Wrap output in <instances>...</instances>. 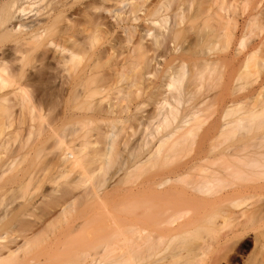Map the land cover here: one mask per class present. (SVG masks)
I'll use <instances>...</instances> for the list:
<instances>
[{
    "label": "bare ground",
    "instance_id": "6f19581e",
    "mask_svg": "<svg viewBox=\"0 0 264 264\" xmlns=\"http://www.w3.org/2000/svg\"><path fill=\"white\" fill-rule=\"evenodd\" d=\"M147 1L53 0L54 16L50 23L32 22L29 25H21V30L20 26H12L10 28L11 33L0 36V43L3 40L12 38L15 43L12 50L17 54L23 52L24 46L30 47L32 50L44 47L49 43L55 65V78L59 87L58 105L59 114L61 115L55 129L66 125L67 129L64 130L68 136L70 135L74 140H80L78 148L74 150V148L68 149V147L61 153L60 161L58 159L59 162L56 165H59V170H62L61 175L64 176V174L70 172L67 167L71 170L69 167L70 162L83 159L85 164L82 165L78 178L66 182L67 185L65 184V187L58 189L59 192L58 190L55 191L56 194L50 190L49 192L53 196L48 200L41 198L42 200L38 204L43 216L49 218L52 216L51 214H54V209H58L59 213H57L64 219V216L68 215V209L72 210L78 201H84V204L96 202L102 208V210L100 209L102 213L98 214L97 212H101L100 210H95L96 213L93 208L91 210L96 215L93 216L91 212L93 219L95 217L96 222L94 220L92 222L97 227V233L95 232V235L91 237L95 241L90 238L93 243L88 249L90 252L87 250L88 236H86L87 239L84 238L86 240L84 244L87 246L86 253L79 254L80 252L75 250L79 253L74 251V256L71 257H78V260L71 258L70 255L67 257L68 259L65 256L60 260L66 259L69 261L73 259L75 261H71L75 264L78 263L81 257L82 264H133L132 253L141 247L143 237L147 232L144 229L132 226L126 219L129 214H125L127 216L124 220L127 225H130L125 232L130 233L131 237H127L126 233L120 230L116 232L115 236H111L107 233V230L110 227L119 228L120 225L121 218L116 213L127 211L133 206L152 207L153 204L150 202L152 197L159 198L171 191V189L161 190L166 184L177 181L182 176H192V173H194L193 176L197 177V180L189 185L195 191L192 192L196 194L195 196L188 194L183 196V199L185 198L188 202L201 201L208 204L211 209L210 216L214 230L220 231L228 224L231 227H238L239 230L241 229V233H244L245 230L242 227L248 222L253 225L264 224V60L259 59L258 56L259 47L264 45V36L258 40L257 44L249 46L243 60L233 63L226 76L215 80L209 97L210 122L207 127L202 129L192 157L182 163L176 170L168 172L164 177L151 178L140 187L102 189L106 184L104 178L92 186L86 185L90 176L94 174L104 176L108 173L111 169V162L117 155L119 137L122 134H128V132H124L126 119H110L109 116L116 114L117 108L120 107V101L126 100L131 94L140 91L142 88L148 87L150 78L157 72L159 66L157 61L159 55L148 54L150 49L161 47L163 50L162 55L168 52L175 54L173 59L181 62V54H176L178 51L175 44L176 35L170 28L166 27V29L164 26H160L166 23L164 22L165 19H161V22L158 21L160 27H157L155 34H148V29L144 31L146 36L150 37L149 35H151L150 40L145 39V35H135L136 30L134 32L132 21L134 22L139 18V15H143L148 10L145 6ZM154 1H151L150 4H155ZM163 1L165 2V0ZM163 1L161 0L156 8L152 7L153 4L150 6L149 13L152 17L156 16L161 8H163V11L167 8L165 5H169V2L167 1L168 3L165 4ZM75 5H77V8L74 9ZM255 7L258 8V11L253 14L256 9L252 8L254 10L247 14V18L261 13V8L259 9L258 5ZM200 14L197 11L196 16ZM106 18H108V21ZM151 20L153 19L151 18ZM49 28L53 30L50 39L47 37ZM118 29L120 31H117ZM246 35L247 33L244 32L243 39L238 43V46L242 45ZM135 42H138V44H135ZM236 51L239 53L238 48H236ZM7 57L3 51L0 53V135L5 128L11 126L10 122L12 116H14L13 106L7 104L9 98L17 99L26 96L30 92V85L25 78L26 70L21 58L18 60V66L13 67L7 64L5 60ZM138 66H140L139 70H137ZM207 66L208 63L204 70H200L193 77L194 79L188 82L187 91L190 94L196 93L201 87ZM193 80H198V82H193ZM180 82V78L173 76L163 80L157 86L156 91H154V96H156L154 104L156 105L155 109L159 122L154 130L149 131L145 136L147 140H145L143 146H148V148L139 160L133 158V152L130 151L127 158L117 163L115 172L129 173L136 166L148 161L159 146L173 137L176 138L171 141L168 149L172 150L178 145V141L182 136H176V134L190 122L189 119L186 117L179 119V123L174 130L166 134H162L161 130L163 127L169 126L168 123L177 117L176 110L170 107L168 103L167 95L170 94V97L177 102V96L175 95H179ZM173 91L176 94H171ZM81 101L85 103L80 104ZM206 101L207 96L196 102L191 109H198ZM39 109L40 106L35 108L30 104L29 111L31 113ZM85 109L90 110L91 114L89 116L82 115ZM120 109L124 112L127 111V105L120 107ZM38 112L40 113V110ZM191 114L192 118H195L197 112L192 111ZM77 116L81 117L82 121L74 122ZM101 116L106 118L103 120L105 123L103 132H100V127L94 122V120L100 119ZM91 123H94L92 130L95 131V135L102 140L100 142L101 148L95 145L97 139H95V142H90L87 140L85 133L79 135V131ZM198 128H201V124ZM154 138H157V142L150 147L151 142L149 140ZM5 165L7 163L0 160V168ZM192 192L190 193L192 194ZM47 193L46 195L49 194ZM251 198L255 199L254 203L256 205L252 210H248L243 205ZM38 204L35 206L38 207ZM21 206V204L20 207L17 206L20 208L18 211L15 210L17 209L15 207V211L10 209L12 212L9 209L7 210V207L0 209V264L25 263L24 259L22 260L23 256L20 258L16 255L20 254L16 250L20 251L22 247L24 252L29 246L31 249L33 245L31 243L35 240L32 239L33 236L35 237L40 233L36 231V228L39 227L37 220L39 219L42 222L45 217L41 218L42 221L39 218L40 215H34L31 219L30 215L33 216L34 208L29 207L32 212L30 213L29 210L27 212L24 210L25 205L22 207L23 209ZM90 206L91 204L87 208ZM48 209L52 210L47 211ZM179 215L178 217L182 216ZM88 216L86 214L84 217ZM97 216L100 219H97ZM81 217L84 219L83 216ZM82 221L84 222L76 223L77 225L74 223L76 226L73 227V230L71 224V228L69 227L71 235L76 231L80 232L83 229L85 231V229L92 227V222H90V227L89 223L85 226L87 220ZM73 222L75 221L73 220ZM48 224L45 223L46 226ZM45 225L42 226L44 229L46 228ZM42 227L41 230L39 229L40 231H43ZM83 231V234L86 233L87 235L89 233V230H87L88 232ZM232 235L237 236V232L232 233ZM95 236L97 239H95ZM81 238L79 240H83ZM76 239L78 240V238ZM56 241L58 240L56 239ZM19 242H22L21 247L14 248L13 246H20ZM82 243H79V245ZM74 245L78 246L76 242ZM71 246L73 247V245ZM77 249L79 248L77 247ZM203 255L202 247H197L194 260L183 263L203 264L201 259ZM60 256L62 257V255ZM72 262L66 264H72ZM60 263L62 264V262ZM55 264H59V261ZM63 264L65 263L63 262ZM140 264L146 263L142 262Z\"/></svg>",
    "mask_w": 264,
    "mask_h": 264
},
{
    "label": "rangeland",
    "instance_id": "374dc122",
    "mask_svg": "<svg viewBox=\"0 0 264 264\" xmlns=\"http://www.w3.org/2000/svg\"><path fill=\"white\" fill-rule=\"evenodd\" d=\"M151 1L153 2V0H148L145 3L148 10L143 15H139L138 20L136 19L137 21H132L134 32L136 30L135 35L144 36V31L147 29L151 30L150 32L147 31L148 34L152 33L151 35H153L157 27L159 28L160 26L170 28L176 35L175 44L178 48L176 54H181V62L173 59L175 54L168 52L162 55L161 52L163 50L161 47L150 49L148 54L159 55L157 57L159 63L157 72L150 78L148 87L142 88L140 91L131 94L126 100L119 102L120 107L127 105V111L124 112L119 107L116 114L109 116L110 119H126L124 132H128V134H122L119 137L117 155L112 160L111 169L108 173L104 176L97 174L90 176L86 182L87 186L97 184L104 178L106 179V184L102 189L140 187L151 178L159 179L164 177L168 172L176 170L182 163L192 157L202 129L207 127L210 122L211 107L209 97L215 80L226 76L233 63L243 60L249 46L257 44L258 40L264 36V1L262 0V2L260 0H165V2L162 0L165 4L168 1L169 5H165L167 8L164 11L161 8L160 14L158 13L154 17L149 13L150 6L153 4H150ZM155 1V4L152 5L153 8H156L161 3V0ZM257 5L259 9L261 8V13L247 18V14L251 10L256 9L253 14L258 11V8L255 7ZM76 6H74V9L77 8ZM197 11L201 13L199 16H196ZM53 16V0H0V36L11 33L10 28L12 26H20L21 30V25H29L32 22L50 23ZM161 19H165L166 21H163L166 23L159 26L160 23L158 24V21L161 22ZM106 20L108 21V18ZM117 31H120V29ZM244 32L247 35L242 45L238 46V43L243 39L242 35ZM52 35L53 30L49 28L47 37L50 39ZM151 35H149L150 37L145 35V39L151 38ZM135 44H138V42H135ZM14 46L15 43L12 38L3 40L0 43V53L3 51L8 56L5 60L8 65L13 67L18 66V60L21 58L26 70L25 78L30 85V92L26 96H21L17 99L9 98L7 102V104L13 106L14 116H12V121L10 122L11 126L5 128L0 135V160L7 163L3 168H0V188H2L0 189V209L7 207V210H14L15 207L17 208L15 210L18 211L21 204V208L25 205L24 210L26 212L29 210L32 213L31 209L34 208L33 216L30 215L31 219H33L34 215H40V219L45 217L43 221L47 219L45 222L41 219L42 223L37 218L39 227L36 228V231L40 233L35 235V237L38 236L39 238L33 236L32 239L35 240L31 243L33 244L31 249L30 246L26 248L28 252L26 249V252H23L20 245L22 242H19L20 246H13L14 248L21 247L20 251L16 250L20 254L16 255L20 258L23 256L22 260L24 259L23 261H25L23 264H33V262L34 264H50L51 262V264H55L58 261L59 264H61L60 262L62 264L63 262L65 264L71 263L75 261L73 259L78 260V257H71L74 256L75 250L80 252L75 251L76 253L83 254L93 244L92 240L94 238L92 239L91 237L95 235V232L97 233V227L92 222L93 220L95 221L93 216H96L93 211L96 213L95 210H102V208L96 202H87L86 205L84 201H78L72 210L68 209V215L66 214L67 216H64V219L59 216L58 209H54V214H51L53 212L50 211L52 216H50L51 218L49 217V224V218L43 216L38 202L43 198L48 200L52 197L50 190L55 193L58 189L63 188L65 184L67 185L66 182L78 178L85 162L83 159L70 162L69 167L71 170L67 167L70 172L68 174L63 173L64 176L61 175L62 170H59V165H56L60 161L61 153L68 147V149L74 148V150L78 148L80 140H74L73 137L68 136L64 130L67 129L66 125L55 129L58 118L61 115L59 114L58 105L59 87L55 78L56 73L51 46L48 43L44 47L32 50L30 47L24 46L21 54H17L12 50ZM236 48H238L239 53ZM259 49V59L264 60V45H261ZM207 63L208 66L207 70L204 71L201 87L196 93L190 94L187 91L188 82L194 79L193 77L200 70H204ZM139 69L140 66L137 67V70ZM173 76L181 79L179 95H175L178 101L176 102L170 97V94L167 95V100L170 107L176 110L177 117L168 123L169 126L163 127L161 132L166 134L174 130L179 123V119L183 117L189 119L190 122L176 134V136H182L178 141V145L172 150L168 149L171 141L176 138L173 137L159 146L154 153L155 155L153 154L148 161L136 166L129 173L115 172L117 163L127 158L130 151L133 152V158L136 160H139L145 153L148 148V146H143V143L147 140L145 136L149 131H153L159 122L155 109L156 105L154 104L156 99L154 91H156L160 82ZM193 82H198V80H193ZM171 94L176 93L173 91ZM205 96H207L206 103L198 109H191L196 102H199ZM83 103L85 102H80V104ZM30 104L35 108L40 106V113L38 112L39 110L31 113L29 111ZM192 111L197 112L195 118H192ZM90 114V110L85 109L82 115L89 116ZM105 119V117L101 116L100 119L94 120L100 127V132L105 129V123L103 122ZM78 121H82V118L77 116L74 122ZM200 124L201 128H198ZM93 127L94 123L89 124L86 128L79 131V135L85 133L87 140L90 142H95V139H97V144L95 145L101 148L100 142L102 140L95 135V131L92 130ZM149 141L151 142L149 145L151 147L155 145L157 138ZM193 175L194 173H192V176H182L179 180L166 184L161 190L171 189V191L166 195H161L159 198L152 197V199L150 197V202L153 204L152 207L133 206L127 211H118L116 214L121 218L119 228L110 227L107 233L111 236H115L118 230L126 233L125 230L130 225H127L124 220L125 216H127L125 214H129L126 219L132 226L144 229L147 232L143 237L141 247L132 253L133 264L142 262L146 264H178V262L179 264H185L187 261L194 260L197 247H202L204 252L201 258L203 264H264V224L253 225L248 222L242 227L245 230L244 233H241L242 231L238 227H231L228 224L220 231L214 230L209 205L201 201L188 202L185 198L183 199V196L188 194L192 196L196 194L193 193L195 191L189 185L197 180V177ZM17 178L20 182H18ZM2 184H6V186ZM34 200L36 201L34 202ZM29 201L30 205L28 204ZM254 201L255 199L251 198L243 206L248 208V210H252L256 205ZM36 204H38L39 208L35 206ZM90 204L91 206L88 209L87 206ZM93 204L98 207L96 208ZM18 205L19 207H17ZM85 209L88 211L84 212ZM11 210L10 212H12ZM49 210L52 209L47 211ZM89 212L90 214H88ZM79 213L80 215L82 213L81 216L84 219ZM98 213H102V211H98ZM86 214L89 216L84 217ZM178 215L181 217H178ZM91 216L92 220L90 219ZM76 218L77 220L79 218L87 220L85 226L88 223L90 226V222H92L91 228L87 226V230H89L87 235L82 233L84 229L80 232L76 231L72 235L69 233L74 226L84 222L81 219L77 221ZM74 223L77 224L75 225ZM44 225L45 229L43 228ZM82 225L84 224L82 223ZM41 227L43 231H40ZM94 228L96 229L94 230ZM87 230L85 229V231ZM234 232H237V236L232 235ZM92 233L94 234L92 235ZM40 236L44 237L41 238ZM70 236H75V238ZM86 236H88V239L85 238ZM126 236L131 237L130 233H126ZM79 238L83 240H79ZM84 238L87 239L86 244L89 248L84 244L86 242ZM73 239L78 246L74 245ZM95 239H97L96 236ZM70 240L73 241L71 242ZM76 240L80 241L79 243L83 242L82 246ZM54 241L56 244H54ZM68 243L70 244L68 245ZM57 244L59 245L57 246ZM60 245H64L65 247L62 246L64 249H61ZM29 250L32 251L30 252ZM59 255H62V257H59ZM69 255L73 258L69 260L70 262L66 259L60 260L65 256L67 258ZM79 259L81 260V257ZM79 261L75 264H79ZM82 262L80 261V264ZM72 264L74 263L72 262Z\"/></svg>",
    "mask_w": 264,
    "mask_h": 264
}]
</instances>
